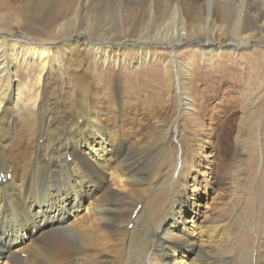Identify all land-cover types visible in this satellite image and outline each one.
Masks as SVG:
<instances>
[{
    "label": "bare ground",
    "instance_id": "1",
    "mask_svg": "<svg viewBox=\"0 0 264 264\" xmlns=\"http://www.w3.org/2000/svg\"><path fill=\"white\" fill-rule=\"evenodd\" d=\"M2 1L17 13L10 26L0 11V264H264L263 132L231 133V150L229 104L189 84L195 58L223 72L221 52L264 45V0ZM23 15L41 36L11 40ZM75 21L103 29L73 33Z\"/></svg>",
    "mask_w": 264,
    "mask_h": 264
},
{
    "label": "rangeland",
    "instance_id": "2",
    "mask_svg": "<svg viewBox=\"0 0 264 264\" xmlns=\"http://www.w3.org/2000/svg\"><path fill=\"white\" fill-rule=\"evenodd\" d=\"M61 3H63V0H52L50 6L52 8H54L57 6V4H61ZM101 10H102L101 4H96L94 7V10L91 11V14H93V16H95L97 14V12H101ZM0 11L5 14L4 21L6 23H8L10 26H12L11 21H12V19L14 20L15 13H17V11H15L14 9L9 10L3 4L2 0H0ZM65 11L66 10H61L62 13H64ZM23 18H26L25 19L26 23L23 24L22 27L17 26L15 28V32L13 33V37H10L11 40L15 39L16 36H18V35L19 36L22 35L25 30L28 31L30 26L33 27L34 31L31 27L28 31V33H29L32 30L31 34L29 33V35H33V33L39 32L38 27L35 24L36 23V20H34L35 18L32 21H30L29 16L23 15ZM28 23H30V24H28ZM0 26H2V23L0 24ZM23 27H24V29H23ZM25 27L27 29H25ZM77 27L79 28V30H82L86 35H94L97 31L103 29V24L96 23V24H92L89 26L85 22L75 21L74 23H72L70 25V30L74 33V30H76ZM39 35L41 36V33ZM10 44H11V41H8V47L10 46ZM185 49L182 50L180 53H178V58L180 57L179 59L184 64H186L188 62L189 58H187V57L190 56L188 47H185ZM244 49H243L245 51V52L243 51L244 55H243V53L236 55L234 52L230 53L229 55H224V53H222V52L220 53V58H221L220 59V64H221L220 67H222V65L225 67L224 70H222L223 72H214L213 70H210L207 68L205 69L204 66H203L204 67L203 70H200L197 72L198 68L196 66L201 67L202 62L199 60V58H195V61H194L195 65L193 66V70L196 68L194 71L195 75L193 78H191L189 80L191 93H192V95H195L197 98H200L199 101H201V100L204 101L205 99L213 98L214 96H216L214 98L215 101H214L213 105H215V103L218 101H221L222 103L227 102L229 104L228 105L226 103L229 106L226 115L229 116L228 130L230 133L229 142L231 144V150H232V147L234 146V144H233L234 141H233V137L231 136V133H232V135L233 134L235 135V133H237L236 131H238V130L245 129V128L248 129L252 122L256 121V126L259 123L258 127L255 128L256 132L254 133V136H257L256 138H259L258 135L261 132H263L262 135H264V121H262V119L260 117L262 114H264V45L254 43V45L252 47L244 48ZM186 52H188L187 56L184 57V55H186ZM162 54H165V51H163ZM181 56H183V57H181ZM183 58L185 61H183ZM73 60L74 61L79 60V57L75 56L73 58ZM23 65H25V63H23ZM34 68H35V66L33 67V69ZM101 68L104 69L103 67H101ZM113 69H114L113 66H109V69H104V70L110 71ZM24 75H25V71L23 69V66H19L17 68V70L14 72V76L16 77V80H18L19 77L22 78ZM130 75L131 74L128 75V78L129 79L133 78V75H131V77H130ZM150 80L152 81V83L156 82L154 79H150ZM160 80L161 81H158V83L161 86L164 85L165 83L163 82V80L161 78H160ZM174 80H176V79H174ZM174 80L172 81V83L173 82L175 83ZM156 87H157V85H156ZM157 88L160 89L161 87L159 86ZM99 91H101V90H99ZM154 93H155V95H159V96H162V94H163V97H165V98L167 97L165 94L166 91L164 89H162L160 91L157 90ZM92 95H95V93H92L91 97H92ZM201 96H204V97L202 98ZM165 98H164V100H165ZM196 102H198V101H196ZM205 106H206V104H205ZM218 108H219V110L223 109L224 104H221V106L219 105V107H217V109ZM237 117L238 118L240 117V118L238 119ZM243 117H245V118H243ZM244 120H247V121H244ZM213 121H214V123L211 125V128L219 131L220 130V124L222 122L219 123L215 120H213ZM209 122H210V120L207 121V123H209ZM235 122H237V123H235ZM240 122L241 123L243 122V124H241ZM37 133L41 134V132H39V128L37 130ZM262 137H263V156H264V136H262ZM230 144H228V145H230ZM222 145H224V147H223V149H219V150H221L220 157L218 158L217 162H215L213 164V165H218L217 169H215L216 179L210 178L211 182L213 183V187H215V185L218 184V182L220 180V174L222 173L224 167L226 166L227 162H226L225 157L231 153V150L229 149V146L226 144L225 141H222ZM85 148L86 147H84L82 149L73 147L70 149H73L74 152L78 151V153H79L78 157H80L83 154ZM203 149L208 154L210 146L203 144ZM241 149H242V153H241L242 157L240 156V158L242 160L240 162L241 163L240 169L241 170L243 169V170L240 173L238 172L239 180H240L239 184H238L239 188L244 186V179L247 176L246 172H247V169L249 168V166H247V169L245 167H246V165H250V162L248 161L247 151L243 150L242 147H241ZM216 151H218V149ZM244 153H245V155H244ZM27 154H28V151L23 152L21 154L20 160H21L22 164H24L25 161L27 160ZM230 161L231 160L228 161V166L231 163ZM243 162H244V164H243ZM204 163H205V161H204ZM207 163L205 164L204 171L210 177V175L208 174L209 168L206 166ZM243 166H244V168H241ZM213 171H214V169L211 172H213ZM243 174H245V175H243ZM199 179H202V178L200 177V178H198V180ZM209 188H210V186H209ZM242 189H241L242 190L241 193L243 192L242 195L244 196L246 194L247 190H245L244 187ZM215 199H216V197L214 194L213 200H215ZM210 204H212V200L206 201V204H205V199L200 200V205H202V206L205 205L204 209H207L209 206H211ZM188 213H189V211H188ZM182 222H183V220H182Z\"/></svg>",
    "mask_w": 264,
    "mask_h": 264
}]
</instances>
